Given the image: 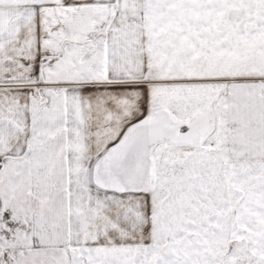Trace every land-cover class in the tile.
I'll use <instances>...</instances> for the list:
<instances>
[{
	"label": "snow or ice",
	"instance_id": "snow-or-ice-1",
	"mask_svg": "<svg viewBox=\"0 0 264 264\" xmlns=\"http://www.w3.org/2000/svg\"><path fill=\"white\" fill-rule=\"evenodd\" d=\"M0 264H264V0H0Z\"/></svg>",
	"mask_w": 264,
	"mask_h": 264
}]
</instances>
